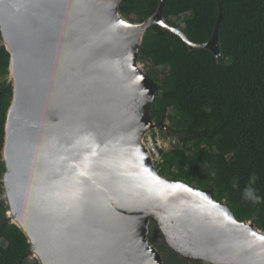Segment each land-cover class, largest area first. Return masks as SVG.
I'll use <instances>...</instances> for the list:
<instances>
[{"label":"water","instance_id":"1","mask_svg":"<svg viewBox=\"0 0 264 264\" xmlns=\"http://www.w3.org/2000/svg\"><path fill=\"white\" fill-rule=\"evenodd\" d=\"M122 2L0 0L13 89L2 150L8 220L39 264H164L151 226L187 261L264 264V231L211 190L163 177L147 142L166 124L151 113L158 85L140 57L146 33L159 25L216 57L218 36L192 43L168 24L163 0L132 23Z\"/></svg>","mask_w":264,"mask_h":264},{"label":"trees","instance_id":"2","mask_svg":"<svg viewBox=\"0 0 264 264\" xmlns=\"http://www.w3.org/2000/svg\"><path fill=\"white\" fill-rule=\"evenodd\" d=\"M163 2L168 24L196 45L217 35L220 54L190 50L159 25L146 33L140 57L158 85L151 113L156 123L169 122L166 130L159 128L164 138L178 141L171 150H161L158 169L169 180L211 190L239 221H253L264 231V0ZM159 7L160 0H123L120 10L130 22L142 23ZM9 67L10 55L0 46V264H39L29 262L31 246L8 220L2 190L5 124L13 98ZM253 172L261 197L257 204L242 198ZM149 238L164 264H204L171 253L153 226Z\"/></svg>","mask_w":264,"mask_h":264},{"label":"rangeland","instance_id":"3","mask_svg":"<svg viewBox=\"0 0 264 264\" xmlns=\"http://www.w3.org/2000/svg\"><path fill=\"white\" fill-rule=\"evenodd\" d=\"M146 68V71L148 70L147 69V66H145ZM10 77H8V80H9ZM166 125L168 126L169 125V122L166 123ZM173 138V137H172ZM171 137H165L163 136L162 132L157 129L155 131H153L152 133H150V135L148 136L147 138V142H151L152 146H153V141L155 143H159L160 146H161V149H164L165 152L169 151L172 149V146L174 147L176 144H178V141L177 139H172ZM154 159H155V156H154ZM161 163V159H157L155 160V164H160ZM158 168V166H157ZM166 246V245H165ZM166 249L168 250L167 246H166ZM166 250V251H167ZM171 253L175 254L174 252H172L171 250H169ZM168 252V251H167ZM177 255V254H175ZM164 256V255H163ZM179 256L181 259H184L183 257H181L180 255H177ZM185 260V259H184ZM36 261V259L31 255L30 258H29V262H34ZM164 261H165V258H164ZM187 261V260H186ZM37 262V261H36Z\"/></svg>","mask_w":264,"mask_h":264},{"label":"clouds","instance_id":"4","mask_svg":"<svg viewBox=\"0 0 264 264\" xmlns=\"http://www.w3.org/2000/svg\"><path fill=\"white\" fill-rule=\"evenodd\" d=\"M206 110L210 111V109H206ZM256 180H257V176L253 172L252 175L249 177L248 183L246 184V186L242 191V198L245 201L251 202L253 204H257L261 201V197L257 195V189L254 187ZM233 187L238 188L239 185L234 182Z\"/></svg>","mask_w":264,"mask_h":264},{"label":"built area","instance_id":"5","mask_svg":"<svg viewBox=\"0 0 264 264\" xmlns=\"http://www.w3.org/2000/svg\"><path fill=\"white\" fill-rule=\"evenodd\" d=\"M148 144L150 146V149H151L153 155L155 156V160H156V158L160 160L161 159V150L164 151V149H161L160 144L155 143L154 141H153V146H152L151 142H148Z\"/></svg>","mask_w":264,"mask_h":264},{"label":"snow or ice","instance_id":"6","mask_svg":"<svg viewBox=\"0 0 264 264\" xmlns=\"http://www.w3.org/2000/svg\"><path fill=\"white\" fill-rule=\"evenodd\" d=\"M120 23L121 24H123L124 23V21H120ZM177 187H179V185H177ZM189 191H192L191 189H189ZM228 219H231V217H228ZM252 235H256V233L255 232H253L252 233ZM261 239H264V238H261Z\"/></svg>","mask_w":264,"mask_h":264}]
</instances>
